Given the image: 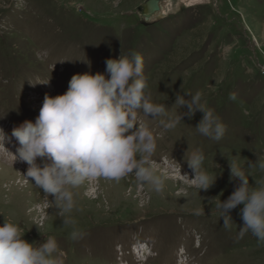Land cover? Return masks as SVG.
<instances>
[{"label": "rangeland", "instance_id": "obj_1", "mask_svg": "<svg viewBox=\"0 0 264 264\" xmlns=\"http://www.w3.org/2000/svg\"><path fill=\"white\" fill-rule=\"evenodd\" d=\"M147 1L0 0V129L10 138L13 127L35 121L45 95L64 94L73 75L104 73L106 59L132 51L143 58L150 102L167 111L156 119L136 113L154 136L151 160L165 177L163 190L133 174L86 180L71 190L74 207L64 216L72 224L24 177L28 165L13 162L15 138L3 146L0 133V224H16L29 243L55 238L64 264H264V242L251 232L238 238L242 205L227 225L216 207L238 183L229 182L228 159L245 168L264 161V0H159L150 21ZM179 92L201 93L226 127L221 140L197 132L199 111L174 128L160 124L187 111L174 104ZM197 149L217 176L207 190L190 181L186 159ZM250 174L255 188L264 171Z\"/></svg>", "mask_w": 264, "mask_h": 264}, {"label": "clouds", "instance_id": "obj_2", "mask_svg": "<svg viewBox=\"0 0 264 264\" xmlns=\"http://www.w3.org/2000/svg\"><path fill=\"white\" fill-rule=\"evenodd\" d=\"M105 64L104 73L73 75L64 94L45 95L34 122L25 120L11 131V138L19 145L15 154L10 152L13 162L19 160L28 165L24 177L46 197L52 196L58 202L62 216L74 207L71 190L93 178L119 181L133 174L138 182L149 185L157 193L164 188L165 177L151 160L156 151L154 136L138 123L136 113L140 111L151 119L166 117V105L152 103L146 95L143 58L139 53H121L119 58L106 59ZM236 98V93H229L230 100ZM201 99L200 92L176 93L174 104L187 111L175 120L161 119L160 124L171 129L183 117L192 119L199 111L203 115L195 127L197 132L212 140H221L226 127ZM0 133L4 146L11 138L3 129ZM38 159L51 163L40 166ZM204 160L199 149L186 159L193 177L185 175L200 191L209 189L217 178L204 169ZM228 162L229 182L238 183L226 200L216 204L223 224L232 220L231 210L242 205L239 215L243 226L238 238L251 232L258 241L264 242V176L255 177V188L249 185L250 170L258 167L264 171V161L257 157L255 162L247 163V168L234 159ZM63 223L74 221L64 216ZM71 235L75 239L78 234L73 231ZM0 264H64V261L55 238L29 243L23 239L19 226L4 222L0 224Z\"/></svg>", "mask_w": 264, "mask_h": 264}, {"label": "water", "instance_id": "obj_3", "mask_svg": "<svg viewBox=\"0 0 264 264\" xmlns=\"http://www.w3.org/2000/svg\"><path fill=\"white\" fill-rule=\"evenodd\" d=\"M159 0H148L145 4L144 16L147 21L157 19L161 11Z\"/></svg>", "mask_w": 264, "mask_h": 264}, {"label": "bare ground", "instance_id": "obj_4", "mask_svg": "<svg viewBox=\"0 0 264 264\" xmlns=\"http://www.w3.org/2000/svg\"><path fill=\"white\" fill-rule=\"evenodd\" d=\"M7 160H8V159H7ZM18 165H19L18 163H17V164H15V166H16V167H18ZM174 178H175V177H174Z\"/></svg>", "mask_w": 264, "mask_h": 264}]
</instances>
